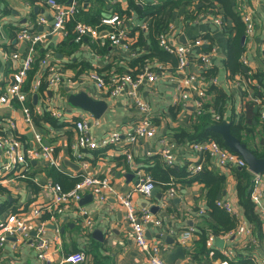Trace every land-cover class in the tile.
<instances>
[{
    "label": "crops",
    "instance_id": "1",
    "mask_svg": "<svg viewBox=\"0 0 264 264\" xmlns=\"http://www.w3.org/2000/svg\"><path fill=\"white\" fill-rule=\"evenodd\" d=\"M58 1L66 4L71 2V0ZM76 1L79 11L72 18L74 22L79 20L89 23V20L100 19L119 10L125 12L129 9L128 0ZM138 2L139 4L142 3ZM232 4L240 12H243L242 9L245 7H248V9L252 7L253 9V33L251 35L244 33L242 37H245L241 43L244 45L243 54L247 56L249 65L254 72L262 71L263 77L261 78L264 82V0H258L255 4H252L251 0H234ZM201 5V3H196L195 7ZM40 15L46 17L48 24H37ZM215 15V17L221 18L222 24L215 23L213 21L214 14L206 9L197 12L190 6H180L174 10L166 34L169 40L175 43L190 42L200 37L203 40L202 44L193 47L185 72L197 74L199 54L208 52L212 46H215L216 51L211 56L209 66L216 67V82L213 88H210L207 92L205 90L198 96V82L193 83L190 89L183 87V74L176 72L170 64L160 63L157 59H153V69L156 70L157 77L151 84H142L139 93L150 106L155 132L152 137L140 139L136 143L127 146L132 155L129 163L125 160L124 152L126 148L119 143L106 148L82 150L89 163L88 166L82 169L76 158L70 154V144L75 136L70 119L60 123L54 118L57 121L56 125L46 122L40 125L34 123L33 129L42 133L44 141L54 146L58 167L65 176L74 177L82 170L96 175H107L117 190L127 192L132 189L136 181V171L138 169L148 171V167L154 161L157 159L163 161L161 152L166 149V145L162 142V139L165 137L175 143L173 148L175 163L172 165L173 167L185 166L188 168L191 163L201 162L203 166L207 165L209 168L218 169L226 176L224 188L219 192L221 193L219 199L228 200L234 204L239 214L244 218L237 202L236 179L232 170L219 168L214 159L206 152L193 151L188 140L180 142L174 138L175 129L190 128V120L195 108L194 97H200L203 105L214 107L217 111L221 109V113L218 112L222 116L220 117L221 120H229L231 124L232 120L239 121L242 111L246 110V103L252 101L249 95L241 94V89H245L244 77L236 74L233 78H230L224 67L229 38L228 29L233 24L231 21L224 19L220 11ZM123 17L125 19L123 27L126 29L130 42L134 43L132 48V50H135L134 53H130V51L124 50L120 46L110 45L109 42L102 46L99 40L90 37H84L82 41L76 42L74 40V29L71 30L70 37L66 32L64 34L50 32V11L45 0H0V86L11 81L13 73L21 62L20 59L27 54L28 44L19 41L16 33L20 28L29 26L46 34L44 39L36 44L33 60L42 53L43 55H49L57 63H59L58 61H60V64L65 62L67 67L60 69L59 65L62 76L61 80L55 85H48L45 77L40 76L39 70L37 74L35 72L28 83V87L31 88L33 83L39 85L42 82L44 93L39 92L38 89L33 94L28 93L25 104H28L29 99H31L34 106L43 103V101H48L51 107L58 106L75 115L84 110L70 105L66 97L69 93L83 90L92 98L104 99L107 103L106 109L98 117L99 123L90 125V134L99 137L108 130L123 132L124 128H130L137 119V111L133 100L125 93L115 98L111 97L106 90L98 88L89 78L91 71L106 74L120 73L128 68L130 61L135 58L134 56L137 57L144 52L149 53L151 51L153 40L150 38L146 27L147 19L140 17L133 9L129 10V13L125 12ZM138 39L140 43L136 44ZM14 52L18 53L19 58L11 56ZM158 63L162 66L155 65ZM25 84L26 80L23 86ZM180 89L187 91V97H181L182 90ZM221 92L225 93L226 96L224 99H217ZM252 96L254 95L252 94ZM253 109L255 112L253 132L244 133L243 137L247 139V144L251 149L261 151L259 146L264 122L259 118V106L254 103ZM10 121L16 123V134L25 136L27 147H31L32 137L30 139L29 134L32 135V129L26 124L21 103L16 99H11L6 104H0V132L8 130ZM1 159L0 152V161ZM69 161L74 164L69 165ZM30 163L31 166L28 172L38 189L32 190L23 179H18L15 184L2 185L6 187L8 192H0V219L10 211L17 212L49 200V191L39 187L38 183L43 184L55 180L48 173L51 167L47 165L41 156L32 158ZM75 165H78L79 168L75 169ZM128 172L131 173V177L127 180L128 177L125 174ZM61 180H63L62 176ZM172 181L175 182L173 186L176 187L177 192L170 198L169 202L165 203L164 191L158 185H155V187L159 188L163 197L161 199L155 196L147 198L149 204L159 206L154 214L162 217V222L160 225L148 224L146 226V236L151 241L159 242L160 254L164 260L166 255L173 251L177 245H181L178 241L179 231L189 226H193L198 231L200 227L205 225L203 215L206 213V200L203 184L191 181L182 185L178 179ZM260 185L263 187L264 195V172L261 173ZM253 187L254 183L252 182L251 199ZM87 194L90 193H86L84 196ZM142 199L145 198L139 194H133V201L138 208H143ZM80 205L92 216V224L86 232L81 231L76 207L69 205L60 213H57L54 218H45L48 221L45 236L51 240L47 259L37 257L35 250L26 242L20 243L16 250H12L9 243H7L0 250V264H60L59 261L62 256L78 250H82L86 255L85 261L81 264H88L93 255H96L101 264H137L144 259V252L134 244L132 230L124 221L123 212L114 199L109 198L105 202H97L91 196L90 200H86ZM254 205L259 214V207H263V199L259 200L258 205L256 203ZM145 207L148 206L145 205ZM199 209H203V213H199ZM261 219L264 221V218L261 217ZM246 222L249 223L247 220ZM196 231L193 233L188 245H181L184 249V259L175 260L173 263L187 261L191 264H243V261L247 258L254 264L249 258V251L243 247V236L237 234L231 235L228 239H223L222 235L217 236L223 239V246L235 248L234 257L229 262L222 261L224 260L222 256L214 257L215 251L220 249L215 244V239L211 240L212 244L209 242L210 239H207V245L210 247L208 256L200 257L198 255V258L194 259L193 243L198 238ZM257 241L256 250L260 255H264V226L263 238ZM210 252H213V254L210 255ZM238 253H241L243 257H240L241 255H238Z\"/></svg>",
    "mask_w": 264,
    "mask_h": 264
},
{
    "label": "built area",
    "instance_id": "2",
    "mask_svg": "<svg viewBox=\"0 0 264 264\" xmlns=\"http://www.w3.org/2000/svg\"><path fill=\"white\" fill-rule=\"evenodd\" d=\"M49 11L50 32L65 33V23L74 18L79 11L76 0H71L70 3H63L58 0H45ZM252 4L258 0H251ZM242 21L245 26L246 35H251L254 30V21L252 18V7L242 9ZM213 21L217 24H222L220 17H215ZM125 19L118 13H111L100 18L98 25H91L86 22L76 21L74 24V40L76 42L82 41L84 37H90L94 40L108 41L110 45L120 46L124 50L130 51V39L127 37L124 26ZM37 24H48V20L44 15L38 17ZM44 32L36 31L29 26L20 28L16 37L19 41L28 44V51L20 60V64L12 75L11 81L3 86H0V104L9 103L11 99H16L21 103L22 112L26 124L32 129V146L26 147L24 142L16 134V123L9 122L8 130L0 132V185L15 184L18 179H24L27 176L30 160L36 156H41L50 167H58V161L54 154V146L50 143H44L43 134L34 130V122L31 118V112L25 104L27 94H33L38 89V84L33 83L31 88L23 90V84L26 80L28 71L32 66L33 54L35 53L36 44L42 41L45 37ZM159 45L169 53L177 57L176 72L184 75L182 79V86L190 89L193 83H199L198 96L206 90V80L201 76L203 69L209 66L211 56L215 53L216 47L212 46L208 52L200 53L197 74H188L185 72L190 54L193 47L203 43L202 38H195L185 44L175 43L165 34H160L157 37ZM12 57H18V53L11 54ZM19 58V57H18ZM241 63L248 69L247 73L252 74L253 69L249 65V60L245 54L241 55ZM162 66V64H155ZM154 65L147 63L143 72L135 79H132L128 74L120 75L118 73L110 74L107 81L96 71L89 73V78L95 85L106 90L109 96L117 97L123 93L127 94L133 100V104L137 111V119L130 128H124L123 132L117 130H108L103 132L99 137H94L89 132L91 124H98L99 119L94 117L91 113L82 111L72 115V112L61 107H51L48 101L36 104L34 110L41 112L43 107L49 110L50 115L58 122L63 123L70 119L72 129L75 131L74 140L70 144V154L79 162V166L85 168L89 165L85 154L82 150H95L99 148H106L119 143L125 146V160L130 162L132 155L127 146L136 143L140 139H147L154 135L155 127L152 122V115L150 106L146 99H144L138 89L141 84H151L156 79V70ZM40 76L45 74V80L48 85H55L61 80V73L59 72V65L52 60L49 55L44 54L38 61V69ZM213 83L216 82L214 78ZM251 82L257 84L255 79ZM248 84V83H247ZM247 87L246 83L245 86ZM257 87L259 85L257 84ZM182 90V89H180ZM248 91V89H247ZM188 93L182 90L181 97H187ZM251 100L259 106V118L264 122V96H252ZM194 110L192 114H202L203 103L200 97H194ZM72 115V116H71ZM71 116V117H69ZM214 120H219L218 114H214ZM73 117V118H72ZM169 140V141H167ZM166 145V149L161 152V158L167 166H172L175 163V154L173 148L175 143L171 139H162ZM190 147L193 151L206 152L214 159L216 165L221 169H229L230 167H246L245 161L235 152L226 147L221 146L214 140H205L202 142H191ZM201 162L191 163L188 170L196 172L202 168ZM80 180L77 181L69 190H63L60 184L56 182L38 183L39 187L47 189L50 193V198L40 205L27 208L20 211H10L3 218L0 219V250L9 243L12 250H16L20 243H28L35 252L37 257L41 259L48 258V249L51 245V240L45 236L47 229V220H42L40 217L44 212H49V218H54L57 213H60L65 207L74 205L78 212L81 231L86 232L88 227L92 224V216L80 205V200L86 193H90L93 200L97 202H105L109 198L120 206L123 212L124 221L130 226L132 230L134 244L142 252H144V259L137 264H171L164 260L160 254L159 242L151 241L146 236V226L148 224L160 225L162 217L151 213L147 208H138L133 201V194H139L143 198L151 196V191L155 187L152 181L150 172L138 169L136 171V183H134L131 190L121 192L117 190L107 175H96L82 170L78 173ZM252 182L254 183L252 199L254 203L259 204V200L263 199V207H259V215L264 218V195L261 183V173H252ZM177 192L176 187L170 186L164 191V201L169 202ZM216 205L222 208L235 221V227L222 235L223 239H228L231 235L243 236V247L249 251V258L254 264H264V255H260L257 250V240L254 236L252 225L239 214L235 205L228 200L217 199ZM203 209H199V213H203ZM196 229L189 226L179 231L178 241L181 245H188L191 241L193 233ZM209 242L212 244L213 236H209ZM222 261L229 262L234 257L235 248L225 247L218 249ZM213 252H210L212 255ZM85 261V253L82 250L69 253L60 258V264H81ZM172 264H191L187 261H180Z\"/></svg>",
    "mask_w": 264,
    "mask_h": 264
},
{
    "label": "trees",
    "instance_id": "3",
    "mask_svg": "<svg viewBox=\"0 0 264 264\" xmlns=\"http://www.w3.org/2000/svg\"><path fill=\"white\" fill-rule=\"evenodd\" d=\"M138 1L142 3L139 4ZM196 3H201L202 5L200 7H195ZM128 4L129 9L125 11L126 13H129V10L133 9L138 13L140 17L147 19L146 27L149 36L153 41L151 44V51L149 53L144 52L140 56H134L135 58L130 61L128 68L120 73L118 72V74H128L132 79H135L139 74L143 72V68L147 63L152 64L153 59H157L160 63H168L172 68L176 69L177 57L164 50L159 45L157 37L160 34H167L173 12L176 8L180 6H190L197 12L206 9L209 12H212L214 16H216L215 14L219 13L220 11L224 19L232 22V27L228 29L229 38L227 43V54L224 59V67L228 71L230 78H233L236 74H240L242 77H244V81L247 87H245V89H241L242 95H249L250 98L252 94L255 96L264 95V82L261 78L263 77L262 71H253L252 74H248V69L241 63L240 58L244 53V45L241 43V37L245 33V26L244 22L242 21V15L239 9H237V7L231 3V0H128ZM117 12L121 16L125 14V12L120 10ZM88 22L91 25H98L100 19L96 18L95 20H89ZM74 24L75 22L72 19L65 23V32L68 37H70L71 35L70 33L74 28ZM107 42L108 41H105V39L99 41L102 46H105ZM139 43L140 40L138 39L136 44ZM133 46L134 43L131 41L130 53H134L135 51L132 50ZM41 56H43L42 53L38 58H35L33 60L31 69L28 72L29 74H27L28 77L26 79V84L23 86V90H27V88H29L28 83L38 69V61ZM58 62V65H60V69L67 67V64L65 62H61V64L60 61ZM98 73L104 78L105 81H107L108 77L110 76V74L100 72ZM42 76L45 77V74L43 73ZM201 76L206 80V83L208 84L205 91L207 92V90L213 88L214 86L212 80L216 77V67L213 65L206 67L202 70ZM251 79H255L259 87H257V84L252 83ZM247 89L249 91H247ZM38 91L44 93V84L42 82L38 85ZM225 96V93L221 92L219 93L217 99H224ZM26 105L31 112V118L35 125H40L43 122L56 125L57 121L50 115L49 110H47L46 107H43L41 112H36L34 110L35 106L33 105L31 99H29L28 104ZM253 107L254 103L252 101H248L246 103V110L242 111L239 121L235 122L232 120V124L230 127L232 134L246 143L248 142L247 139L243 137V134L253 132L252 127H254L253 119L255 118V112ZM202 111V114H192L189 129H175L174 138L176 139V141L181 142L184 140H188L190 143L202 142L210 139L218 142L221 146L225 147L222 142L221 136L218 133L208 129V126L210 124L221 121V118L219 120L213 119L214 114H218L219 117H222L219 114L221 113V109H218L217 111L214 107L203 105ZM261 132L262 134L260 143H263L264 145V128L261 130ZM17 135L27 147L26 137L19 134ZM252 150L257 156L264 155V148L261 151H257L254 148H252ZM30 166L31 163H29L28 169L25 174L27 177L23 180L26 182V185L28 187H31V189L35 191L38 189V187L32 181V176L28 172ZM229 169L232 170L236 179L235 187L238 205L243 213L244 218L252 225L255 238L261 240L263 238L264 221L257 213L255 205L251 199L253 174L246 167H230ZM148 171H150L153 183L155 185H158L163 191L167 190L170 186H173L175 182H173L172 180L176 179L180 180L182 185L188 184L191 181H197L203 184L204 197L206 200V213L203 215L205 225L200 227L199 230L196 231L198 238L194 240L193 243V258H198V255L200 257L208 256L210 247H208L207 245V239L209 238V236L217 237L223 235L224 233L233 229L236 224L235 219L215 203L217 200V194L224 188L226 176L222 174V172H220L218 169H214L211 167L209 168L207 165L202 166V168L196 172H191L185 166L179 168L166 166L162 160L159 161L158 159L148 167ZM61 172V169L56 167H51L50 171H48V173L55 179L51 182L60 184L63 190H69L81 178L79 174L75 175L74 177H68L65 176L63 172ZM61 176L63 180H61ZM0 192H8V190L6 189V187L0 185ZM49 215V212H44L40 218L44 220L45 218H48ZM238 255H241L240 257H243L241 253H238ZM216 256H221L218 250H216L214 253V257ZM88 264H101V262L96 257V255H93ZM243 264L252 263L249 259L246 258L243 261Z\"/></svg>",
    "mask_w": 264,
    "mask_h": 264
},
{
    "label": "water",
    "instance_id": "4",
    "mask_svg": "<svg viewBox=\"0 0 264 264\" xmlns=\"http://www.w3.org/2000/svg\"><path fill=\"white\" fill-rule=\"evenodd\" d=\"M232 3H234V0H231ZM52 23V21H51ZM243 36L241 38V41L244 40ZM180 44H185L184 42H179ZM142 85V84H141ZM141 85L138 86V91L141 89ZM144 95V94H143ZM67 102L75 107H79L82 110L91 113L94 117L98 118L101 113L106 109L107 103L104 99H94L92 98L86 91H79L76 93H69L66 97ZM231 121L223 119L220 122L212 123L208 126V129L211 131H214L218 133L221 136L222 142L226 148L229 150L235 152L238 154L246 163L248 170L251 173L257 174V173H263L264 172V155L263 156H257L253 150L248 146V144L244 141H242L240 138L232 134L231 130ZM32 135L29 134V138L31 139ZM45 144H48L49 142L44 141ZM74 163L69 161V165H72ZM78 165H75V169H78ZM127 176V180L130 179L131 173L128 172L125 174ZM136 183V181H135ZM224 193V192H223ZM151 196H155L158 199H161L163 195L160 193L158 187H154L151 191ZM91 194L85 195L79 203H83L86 200H90ZM221 198V193L217 194V199ZM178 199V198H177ZM143 204L142 207L146 208L151 213H156V211L159 209L158 205L155 204H149V200L147 198L142 199ZM223 239L220 237L215 238V244L217 247L222 248L223 247ZM182 260L184 259V249L181 245H177L173 251L168 253L165 257V261L168 263H173L175 260ZM179 261H176L178 263Z\"/></svg>",
    "mask_w": 264,
    "mask_h": 264
},
{
    "label": "rangeland",
    "instance_id": "5",
    "mask_svg": "<svg viewBox=\"0 0 264 264\" xmlns=\"http://www.w3.org/2000/svg\"><path fill=\"white\" fill-rule=\"evenodd\" d=\"M240 11V10H239ZM242 14V11L240 12ZM203 103V102H202ZM260 150H262L264 148V145L263 143H260V146H259Z\"/></svg>",
    "mask_w": 264,
    "mask_h": 264
},
{
    "label": "bare ground",
    "instance_id": "6",
    "mask_svg": "<svg viewBox=\"0 0 264 264\" xmlns=\"http://www.w3.org/2000/svg\"><path fill=\"white\" fill-rule=\"evenodd\" d=\"M49 28V27H48Z\"/></svg>",
    "mask_w": 264,
    "mask_h": 264
}]
</instances>
